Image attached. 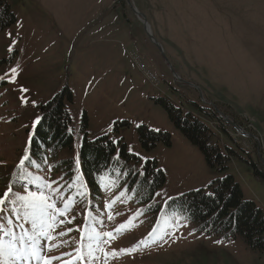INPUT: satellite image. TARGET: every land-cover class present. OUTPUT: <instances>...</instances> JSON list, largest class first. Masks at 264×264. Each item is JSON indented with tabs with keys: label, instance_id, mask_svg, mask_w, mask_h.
<instances>
[{
	"label": "rangeland",
	"instance_id": "374dc122",
	"mask_svg": "<svg viewBox=\"0 0 264 264\" xmlns=\"http://www.w3.org/2000/svg\"><path fill=\"white\" fill-rule=\"evenodd\" d=\"M8 2L16 20L0 30V193L11 185L50 198L57 186L51 182H58L62 191L45 228L52 239L38 240L42 255L56 257L52 264H264V253L239 237L206 234L167 210L172 197L212 192L216 174L163 107L167 100L199 118L198 106L216 111L219 120L202 119L222 153L235 151L227 173L243 199L264 211V0ZM65 87L73 144L59 160L72 158L79 167L84 138L104 135L117 144L115 157L125 142L138 158L131 172L116 163L100 174L99 197L81 174L70 181L64 171L42 172L24 159L39 105ZM139 126L168 133L170 144L146 150ZM148 160L165 180L140 201L142 191L130 181ZM17 207L15 235L21 224L31 235L32 218H25L31 210Z\"/></svg>",
	"mask_w": 264,
	"mask_h": 264
},
{
	"label": "trees",
	"instance_id": "16d2710c",
	"mask_svg": "<svg viewBox=\"0 0 264 264\" xmlns=\"http://www.w3.org/2000/svg\"><path fill=\"white\" fill-rule=\"evenodd\" d=\"M14 20L16 17L8 0H0V30ZM71 99V91L65 87L39 105L41 115L28 140L30 155L26 164L42 172L49 169L64 171L61 177L70 181L74 173L81 174L91 194L99 197L100 174L108 170L112 172L116 163L129 167L131 172L138 158L127 151L125 142L121 143L118 157H115L117 144L104 135L94 140L84 138L79 150V167L75 166L72 158L59 160L58 153L62 149H71L73 144L71 116L66 108L67 101ZM163 107L187 139L198 146L216 174L210 185L212 192L198 189L172 197L166 202L167 210L187 216L198 230L206 234L239 237L246 247L264 253V211L253 201L243 199L239 184L227 173L228 161L235 151L222 153L215 141L214 131L202 119L219 120L216 111L207 112V108L198 106L199 118L167 100L163 102ZM139 138L146 150L155 147L158 141L170 144L168 133L156 132L146 126H139ZM164 180L165 175L156 161L148 160L140 177L132 172L130 185L135 182V186L142 191L139 200L146 201L154 196L155 189Z\"/></svg>",
	"mask_w": 264,
	"mask_h": 264
},
{
	"label": "snow or ice",
	"instance_id": "6c2138e0",
	"mask_svg": "<svg viewBox=\"0 0 264 264\" xmlns=\"http://www.w3.org/2000/svg\"><path fill=\"white\" fill-rule=\"evenodd\" d=\"M12 71L15 73V69ZM21 91L27 92V89H21ZM22 102L28 103L26 97H22ZM155 131H159V129H155ZM24 159H28V157ZM21 163L23 164V160ZM51 183L57 184V186L52 189L53 196L50 198L46 197L43 191L39 195L31 190H27L26 195L20 194L11 185L7 187L6 191L0 193V233H2V236H0V264H24L25 261L32 260H35L36 264H52V261L56 259V257L42 255L43 249L38 244V240L41 237L52 239L48 232L45 231V228L46 226L50 227L48 221L52 220L54 215V201L59 196L62 188L56 181ZM45 187L51 188V184L45 185ZM14 191L16 194L13 196ZM49 199L53 202L50 203ZM18 203L22 204L26 210H31L25 211V218L27 219L31 216L33 229V233L29 235L24 225H19L21 228L19 238L15 235V228L20 217L17 207ZM6 209L7 211H5ZM59 214L63 215L62 212ZM14 217L16 218L15 221ZM122 228L123 225L118 227L116 232L118 233ZM107 235L112 237L113 233H108ZM3 237H11V239L4 240Z\"/></svg>",
	"mask_w": 264,
	"mask_h": 264
},
{
	"label": "water",
	"instance_id": "95a60500",
	"mask_svg": "<svg viewBox=\"0 0 264 264\" xmlns=\"http://www.w3.org/2000/svg\"><path fill=\"white\" fill-rule=\"evenodd\" d=\"M146 23V21H144ZM225 117V120L226 122H228L229 124H231L232 126H235V128L239 129L240 127L234 122V121H230L227 116H224ZM248 135V134H246ZM249 136V135H248Z\"/></svg>",
	"mask_w": 264,
	"mask_h": 264
},
{
	"label": "bare ground",
	"instance_id": "6f19581e",
	"mask_svg": "<svg viewBox=\"0 0 264 264\" xmlns=\"http://www.w3.org/2000/svg\"><path fill=\"white\" fill-rule=\"evenodd\" d=\"M30 262H31V264H36V261L35 260H32Z\"/></svg>",
	"mask_w": 264,
	"mask_h": 264
}]
</instances>
